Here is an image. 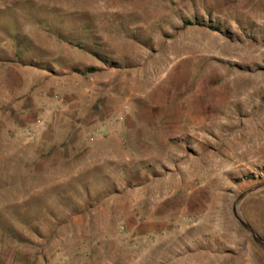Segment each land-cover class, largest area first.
Returning a JSON list of instances; mask_svg holds the SVG:
<instances>
[{
    "label": "rangeland",
    "instance_id": "rangeland-1",
    "mask_svg": "<svg viewBox=\"0 0 264 264\" xmlns=\"http://www.w3.org/2000/svg\"><path fill=\"white\" fill-rule=\"evenodd\" d=\"M263 133L264 0H0V264H264Z\"/></svg>",
    "mask_w": 264,
    "mask_h": 264
},
{
    "label": "water",
    "instance_id": "water-1",
    "mask_svg": "<svg viewBox=\"0 0 264 264\" xmlns=\"http://www.w3.org/2000/svg\"><path fill=\"white\" fill-rule=\"evenodd\" d=\"M251 191H244L242 194H240V196L237 198V200L234 202L233 204V214L234 216L237 218V220L240 222L241 225L244 226V228L249 232V234L252 236V238L262 247H264V243L263 241L260 239V237L257 235V233L255 232V230L252 228V226L241 216L239 210H238V203L239 200L241 199V197L243 195H245V193Z\"/></svg>",
    "mask_w": 264,
    "mask_h": 264
},
{
    "label": "bare ground",
    "instance_id": "bare-ground-1",
    "mask_svg": "<svg viewBox=\"0 0 264 264\" xmlns=\"http://www.w3.org/2000/svg\"><path fill=\"white\" fill-rule=\"evenodd\" d=\"M263 135H264V133H263ZM256 136V135H255ZM240 144V143H239Z\"/></svg>",
    "mask_w": 264,
    "mask_h": 264
}]
</instances>
